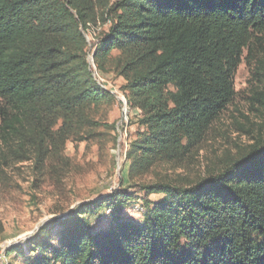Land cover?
Instances as JSON below:
<instances>
[{"label": "trees", "instance_id": "1", "mask_svg": "<svg viewBox=\"0 0 264 264\" xmlns=\"http://www.w3.org/2000/svg\"><path fill=\"white\" fill-rule=\"evenodd\" d=\"M107 23L87 60L84 31ZM263 41L264 0H0V161L33 160L41 175L95 127L94 109L114 99L97 69L139 113L128 178L181 167L232 102L244 51ZM253 100L264 109V82ZM141 190L140 223L122 214L134 196L111 191L41 228L28 252L6 249L7 264H264V143L193 184ZM103 208L109 225L93 230Z\"/></svg>", "mask_w": 264, "mask_h": 264}, {"label": "rangeland", "instance_id": "2", "mask_svg": "<svg viewBox=\"0 0 264 264\" xmlns=\"http://www.w3.org/2000/svg\"><path fill=\"white\" fill-rule=\"evenodd\" d=\"M107 28L108 23L84 31L88 59L97 38ZM96 73L98 83L114 99L94 109L95 127L71 137L63 147L62 156L46 160L41 175L33 160L22 163L13 159L0 161V264L9 261L5 256L6 249L22 246L24 252H28L26 244L41 228L72 213L82 203L111 191L126 190L134 199L122 214L125 219L140 223L145 198L142 186L162 180L183 186L193 184L218 173L257 142L264 143V109L253 100L264 82V41L257 44L252 55L247 56L244 51L233 79L235 94L232 102L213 122L185 163L178 168L158 165L134 181L127 176L129 163L125 152L129 140L139 130V113L128 110L120 89L122 84L112 71L96 69ZM160 198L161 195H151L148 200L155 202ZM108 214L109 209L103 208L92 223V229L106 228ZM47 237L56 245L58 230H47Z\"/></svg>", "mask_w": 264, "mask_h": 264}, {"label": "built area", "instance_id": "3", "mask_svg": "<svg viewBox=\"0 0 264 264\" xmlns=\"http://www.w3.org/2000/svg\"><path fill=\"white\" fill-rule=\"evenodd\" d=\"M87 60H88V58H87Z\"/></svg>", "mask_w": 264, "mask_h": 264}]
</instances>
